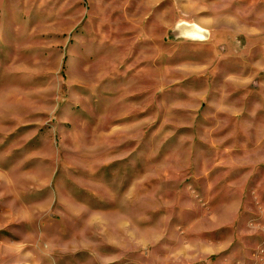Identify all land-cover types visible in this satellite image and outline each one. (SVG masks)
<instances>
[{"label":"rangeland","instance_id":"1","mask_svg":"<svg viewBox=\"0 0 264 264\" xmlns=\"http://www.w3.org/2000/svg\"><path fill=\"white\" fill-rule=\"evenodd\" d=\"M0 264H264V0H0Z\"/></svg>","mask_w":264,"mask_h":264}]
</instances>
